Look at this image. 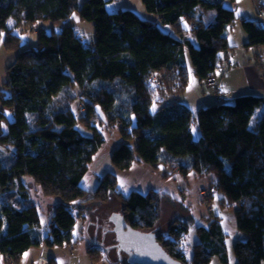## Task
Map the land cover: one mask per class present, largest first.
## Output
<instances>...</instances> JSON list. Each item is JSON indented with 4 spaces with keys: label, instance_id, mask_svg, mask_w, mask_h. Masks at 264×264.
Wrapping results in <instances>:
<instances>
[{
    "label": "trees",
    "instance_id": "trees-1",
    "mask_svg": "<svg viewBox=\"0 0 264 264\" xmlns=\"http://www.w3.org/2000/svg\"><path fill=\"white\" fill-rule=\"evenodd\" d=\"M109 1L0 0V40L4 34V48L15 52L0 88V118H6L5 109L12 114L6 132L0 130V144L13 148L11 163L0 164V259L17 263L31 246L71 242L74 210L98 202L99 214L116 212L135 229L157 232L163 250L181 264H209L213 256L226 264L227 235L218 216L207 226H196L197 239L187 258L182 245L190 220L175 219L165 231L157 230L166 193L149 189L122 195L117 190V171L136 162L165 177L173 167L184 176L189 171L211 174L220 200L235 205L236 228L244 235L233 243L235 264H264V98L246 93L232 103L214 102L195 112L175 101L151 110L165 91H184L187 57L199 79L215 77L221 52L232 48L226 33L236 19L247 34L245 46L264 44V26L239 18L224 5L235 0H141L155 20L129 9L109 12ZM75 11L93 26L90 43L72 25H64L49 32L38 29L37 44L19 49L20 36L8 25L13 19L60 24ZM195 118L197 139L191 128ZM107 127L117 129L123 141L110 155L114 170L100 176L88 195L82 181L105 142L102 129ZM26 178L44 195L59 198L44 235L36 230L34 203L17 208L1 199L15 187L25 196L19 189L25 188ZM114 200L120 209L107 214ZM99 248H87L92 261L103 256L95 253Z\"/></svg>",
    "mask_w": 264,
    "mask_h": 264
},
{
    "label": "rangeland",
    "instance_id": "rangeland-1",
    "mask_svg": "<svg viewBox=\"0 0 264 264\" xmlns=\"http://www.w3.org/2000/svg\"><path fill=\"white\" fill-rule=\"evenodd\" d=\"M84 0H78L79 4H82ZM242 0L235 2L225 1L226 7H233L238 3L239 7L235 12L238 16L244 12L241 3ZM251 1V0H246ZM234 4V5H233ZM245 7V6H244ZM119 9H129L135 12L139 17L155 20V14L148 12L141 0H111L106 3V10L109 12L116 11ZM243 14V13H242ZM234 23H240L238 19ZM12 27V31L20 36L19 49H24L29 46H35L37 44L36 31L38 29H44L49 32L52 29L60 30L64 25H72L75 28L76 34L82 39L83 42L90 43L94 38V30L91 22L81 18L77 11L73 12L72 15L61 22L60 24L52 25L48 21H38L36 23H17V20H10L8 23ZM163 30L168 29L167 26H163L158 23ZM189 34V33H188ZM3 34L0 40V88L2 89L3 80L5 77V69L7 65L13 61L15 52L13 50H6L4 48ZM254 47V46H250ZM262 48V55H264V44L258 45ZM186 64L189 71V81L184 91L177 92H166L159 97L161 99L166 94H174L175 100L187 105L193 112L199 106H205L214 103V98H217V88L206 85V82L199 79L194 73L192 65L186 58ZM156 77L160 79L159 87L162 86V74H156ZM211 84V83H210ZM164 101H169L168 98H164ZM76 104V103H75ZM202 104V105H201ZM159 101L155 102L151 110L155 111L159 106ZM1 107V104H0ZM77 106H75V110ZM78 112V111H77ZM6 118H0V130L6 132L7 122L12 120V114L8 109L4 110ZM259 111H257V114ZM192 134L197 139L200 133L196 118L191 123ZM195 129V131H193ZM103 134L105 142L101 145L98 151L95 153L92 162L89 164V168L83 178V186L87 190V194L91 195L94 191L98 179L107 171H113L114 167L110 161V155L112 150L123 141L121 135L117 129L103 128ZM134 146L135 141H131ZM130 143V144H131ZM13 148L11 146H4L0 144V164L3 166L11 163V155ZM152 167V166H151ZM153 168V167H152ZM154 169V168H153ZM156 170V169H155ZM171 172H177V168L173 167L170 169ZM180 172V171H179ZM181 173V172H180ZM182 174V173H181ZM183 175V174H182ZM164 176V175H163ZM165 177V179H166ZM172 187L176 188L175 192L178 191L180 197H176L177 201L175 204L176 210L173 208L165 207L161 211L160 219L157 222V230L165 231L168 225L175 219L173 215H178L180 212L188 211L190 220V230L187 232L183 239V251L187 258H190L193 253V245L196 242V234L194 229L198 225L207 226L209 220L218 216L223 230L226 233V247L228 254V262L226 264H235L236 258L233 252V243L236 240V221L234 218L235 205L230 206L226 202L220 200V194L212 183V175H197L194 171H189L186 177V183L181 181H172ZM25 188L19 189L25 196L20 197L18 188L15 187L12 190L1 194V199L15 205L17 208H22L30 203H34L38 207L39 211V224L37 229L41 235H44L47 230V223L52 212V205L59 201L58 197H52L44 195L39 187L31 178L24 180ZM203 190L199 191L201 188ZM162 193L161 190H157ZM20 192V193H21ZM167 194V193H166ZM168 195V194H167ZM169 196V195H168ZM23 198V199H22ZM166 198V197H165ZM163 198V199H165ZM180 199V200H179ZM179 200V201H178ZM115 204L105 211L108 213L112 211H118L120 209V202L114 200ZM162 206V203H161ZM79 207V206H77ZM76 207V208H77ZM83 209L76 212V221L72 230V240L69 243L58 244L53 247H47L41 243L39 246L29 247L20 257L17 263L11 259L5 261L0 259V264H38V262L45 261L46 263L51 259H54L56 264H124L130 263L138 258H145L148 256L147 249H145V242L142 241L137 235L128 234L127 232L115 231L118 225L114 222L112 212L109 216H105L99 213V203H90L82 206ZM212 208V211H211ZM79 212V213H78ZM102 215V216H99ZM186 220V219H184ZM93 245H100V250L95 253H101L103 256L98 261H92L90 258L87 248ZM130 251V252H129ZM94 253L90 252V255ZM209 264H224L217 256H213Z\"/></svg>",
    "mask_w": 264,
    "mask_h": 264
},
{
    "label": "crops",
    "instance_id": "crops-1",
    "mask_svg": "<svg viewBox=\"0 0 264 264\" xmlns=\"http://www.w3.org/2000/svg\"><path fill=\"white\" fill-rule=\"evenodd\" d=\"M240 4H242L244 12L238 15L239 18L256 20L264 26V16L258 12L259 8L264 7V0H242ZM238 7L239 5L236 3L231 8L236 12ZM166 30H169V27ZM226 34L232 48L221 52L219 69L215 75L218 92L217 98L213 99L214 102L232 103L237 95L246 93L260 95L264 98V55L261 54L262 48L258 47V45L254 47L244 45L247 41V34L243 30L241 23H233L230 25L227 28ZM187 36L193 39L191 33ZM168 97L169 101H164V98ZM175 97L174 94H166L158 100L160 104L158 108L164 104H170L173 101L178 102L175 100ZM200 103H203V101L199 102L198 107H200ZM186 177L187 174L184 176L177 171L165 179L161 170H155L145 163L135 162L129 168L117 171V190L122 195H126L132 190L141 193L149 189L161 190L169 195L163 199L161 211L165 207L176 210L175 207L177 206L174 204L177 201L176 197L180 196L178 195V191L175 192L176 188L172 187V182L168 180H178L186 183ZM122 182L123 186H121ZM202 189L204 188L202 187L199 191ZM173 217L172 219L181 220H188L190 218L188 211L180 212V214L173 215ZM236 233V239L244 238V235L238 230H236Z\"/></svg>",
    "mask_w": 264,
    "mask_h": 264
},
{
    "label": "water",
    "instance_id": "water-1",
    "mask_svg": "<svg viewBox=\"0 0 264 264\" xmlns=\"http://www.w3.org/2000/svg\"><path fill=\"white\" fill-rule=\"evenodd\" d=\"M114 222L118 225L115 228L121 232H127L128 234L137 235L145 242V249H147L148 256L145 258H138L133 260L131 263L137 264H181L180 262L171 258L161 247L157 241V232L142 231L131 227L127 224L123 217L119 213L112 214ZM130 252V251H129ZM38 264H47L45 261H39Z\"/></svg>",
    "mask_w": 264,
    "mask_h": 264
},
{
    "label": "built area",
    "instance_id": "built-area-1",
    "mask_svg": "<svg viewBox=\"0 0 264 264\" xmlns=\"http://www.w3.org/2000/svg\"><path fill=\"white\" fill-rule=\"evenodd\" d=\"M258 12L259 13H261V14H263V16H264V7L262 8H259L258 9ZM205 82H206V85L209 87L210 86V88H212V87H215L216 86V88H217V82H216V79H215V77H212V76H209V77H207V79L205 80ZM155 83L156 84H159L160 83V80L158 79V78H155ZM211 83V84H210ZM212 86V87H211ZM203 190V189H202Z\"/></svg>",
    "mask_w": 264,
    "mask_h": 264
},
{
    "label": "snow or ice",
    "instance_id": "snow-or-ice-1",
    "mask_svg": "<svg viewBox=\"0 0 264 264\" xmlns=\"http://www.w3.org/2000/svg\"><path fill=\"white\" fill-rule=\"evenodd\" d=\"M193 131H195V129ZM121 186H123V182H122Z\"/></svg>",
    "mask_w": 264,
    "mask_h": 264
},
{
    "label": "flooded vegetation",
    "instance_id": "flooded-vegetation-1",
    "mask_svg": "<svg viewBox=\"0 0 264 264\" xmlns=\"http://www.w3.org/2000/svg\"><path fill=\"white\" fill-rule=\"evenodd\" d=\"M107 216V215H106Z\"/></svg>",
    "mask_w": 264,
    "mask_h": 264
}]
</instances>
